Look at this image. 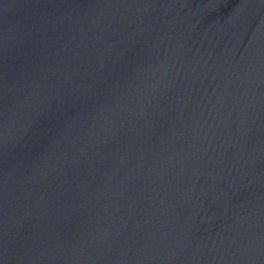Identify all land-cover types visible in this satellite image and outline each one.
Returning <instances> with one entry per match:
<instances>
[{
  "label": "water",
  "instance_id": "obj_1",
  "mask_svg": "<svg viewBox=\"0 0 264 264\" xmlns=\"http://www.w3.org/2000/svg\"><path fill=\"white\" fill-rule=\"evenodd\" d=\"M0 264H264V0H0Z\"/></svg>",
  "mask_w": 264,
  "mask_h": 264
}]
</instances>
